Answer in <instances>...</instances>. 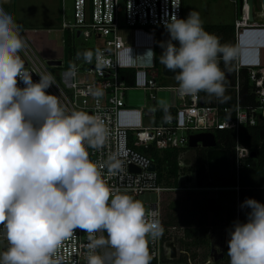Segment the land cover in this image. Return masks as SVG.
I'll return each mask as SVG.
<instances>
[{
    "label": "clouds",
    "instance_id": "9594fccd",
    "mask_svg": "<svg viewBox=\"0 0 264 264\" xmlns=\"http://www.w3.org/2000/svg\"><path fill=\"white\" fill-rule=\"evenodd\" d=\"M166 28L170 39L159 61L176 73L178 92L221 96L220 61L227 67L236 60V48L206 32L196 11L186 19L174 16ZM26 46L20 25L0 8V225L9 243L0 264H61L53 257L76 229L89 233L88 264H150L146 238L162 231L156 213L127 194H113L84 147L105 143L104 121L66 113L47 93L54 85L50 74L33 82L20 55ZM241 208L251 211L248 222H236L230 232L229 264H264V204L246 199ZM101 230L107 239L94 238ZM105 245L114 251L97 254Z\"/></svg>",
    "mask_w": 264,
    "mask_h": 264
},
{
    "label": "built area",
    "instance_id": "2783aa9c",
    "mask_svg": "<svg viewBox=\"0 0 264 264\" xmlns=\"http://www.w3.org/2000/svg\"><path fill=\"white\" fill-rule=\"evenodd\" d=\"M232 2L238 8L233 22V46L238 56L226 71L221 96L203 91L196 95H181L177 90L178 85L164 84L159 73L149 74L145 67L134 63L126 67L121 63V57L129 53V47V54L133 58L137 57L139 48L130 45L123 31H139L145 37H155L159 31L167 29L166 25L174 16L184 19V0H74L73 22H64L61 31L64 34L69 31L76 37L80 32L79 38L99 42L90 54L83 59L71 61L68 66L65 52L56 58L39 57L26 40L27 46L20 52L33 82H38L41 75L50 74L54 78V85L47 93L57 96L66 113L83 111L104 121L108 129L105 143L100 147H91L85 143L84 147L113 194H127L133 199L149 193L157 196V201L148 205L147 209L148 212L156 213L154 218L159 221L162 229L158 237L146 238L150 264H172L175 261L167 258L165 249L166 243L176 238L173 236L165 240L163 222L167 194L228 190L218 186L198 187L195 163L187 158L192 150L189 147L192 136L211 134L217 141L219 132L233 133L236 146L233 157L229 156L230 174L234 173L239 181L241 171L253 167V153L241 145L240 134L244 128L264 123V66L243 64L240 37L244 30L264 28V22H251L247 0H243L241 10L237 0ZM262 15L264 17V12ZM34 32L37 34L39 31ZM50 32L48 30L46 34ZM21 35L25 39L22 32ZM63 42L65 44V40ZM97 53L100 54L99 59ZM52 62H61V65H51ZM223 63L221 60L220 64ZM127 70L135 71V86H130L128 77L122 75ZM18 86L25 87L22 81ZM134 91L143 93L144 102L140 111H151L149 114L154 119L153 125L142 124L134 128L120 125V113L133 109L129 95ZM162 92L173 94L175 104L158 105V94ZM165 152H178L179 173L175 186H167L162 182L159 163L153 157L158 155L160 158ZM114 164L119 167L113 168ZM152 166H155V171H151ZM206 173L208 176L207 167ZM235 190L239 192L240 189L236 187ZM107 235L106 231L101 230L94 234V238L107 239ZM230 239L227 231L226 249ZM89 243V233L76 229L61 243L53 259H60L61 264H88ZM8 247L3 226L0 225V252ZM95 251L108 256L114 250L105 245ZM182 255H186V252L180 250L178 258ZM184 264L195 262L188 258ZM204 264H213L210 257Z\"/></svg>",
    "mask_w": 264,
    "mask_h": 264
},
{
    "label": "trees",
    "instance_id": "16d2710c",
    "mask_svg": "<svg viewBox=\"0 0 264 264\" xmlns=\"http://www.w3.org/2000/svg\"><path fill=\"white\" fill-rule=\"evenodd\" d=\"M203 27L206 32L217 36L221 44L233 46V24L203 25ZM161 31L169 34L167 29ZM76 40L77 37L69 31L65 33L64 56L68 66L71 61L78 58L83 59L88 55L87 50L77 47ZM161 54V41L158 42L157 40L155 68L158 70L159 78L161 81L169 80L172 83H177L175 80L166 79L162 76L161 63L159 61ZM231 66L232 63L227 67L224 63L220 64L221 69L225 72V79L226 71ZM122 75L128 77L130 86L136 85L137 77L135 71H123ZM240 143L256 154V158L252 160V168H244L241 171L239 181H237L234 173H231L227 182L220 184L211 183L206 173L207 150L199 148L196 151L194 164L198 187L210 188L218 186L228 190L217 192L214 198H205L204 194H207L205 191L188 192L184 198L174 199L168 205H165L163 222L165 240L176 236L179 239L180 250L186 252V255L180 256L172 264H184L188 258L196 262L199 256L197 253H193V250L198 251L200 249H205V253L201 256L203 260L201 264L206 263L210 256V232L213 229H226L230 235L236 222H248L247 216L251 209L241 208V205L246 199L257 200L258 190L264 188V123L257 127L242 129ZM235 146V135L233 133L229 131L218 133V149L226 151L230 157H233ZM153 157L159 163L162 182L167 186L177 185L179 173L178 152H165L160 158H158V155H153ZM253 161L256 163L254 164ZM236 187L240 189L239 192L235 190ZM211 209H216V211L223 213L221 219H219L220 222L216 226L211 222ZM228 251L229 247L226 249L225 258L216 264H229Z\"/></svg>",
    "mask_w": 264,
    "mask_h": 264
},
{
    "label": "rangeland",
    "instance_id": "374dc122",
    "mask_svg": "<svg viewBox=\"0 0 264 264\" xmlns=\"http://www.w3.org/2000/svg\"><path fill=\"white\" fill-rule=\"evenodd\" d=\"M237 1L239 2V0ZM73 4L74 0H0V8H3L14 17L15 21L20 25V31L23 33L28 45L39 57H42L44 54L45 44L50 45L56 53H61L64 50L65 44L63 41L65 40V34L61 29L64 22H73ZM184 5L185 19L191 11H196L199 13L203 25L233 24L238 9L232 0H184ZM48 30H51V32L46 34ZM34 31L39 32L36 34ZM161 32L158 36V42L162 39ZM123 34L124 36H132L129 32ZM96 43L99 44V42L94 40L86 41L84 38H78L76 40L77 47L87 50L89 54L95 48ZM132 44L134 42L131 39L130 45ZM162 82L164 84L167 83V85H177V83H172L169 80ZM129 97H131V94ZM170 97L171 95L168 92H162L159 94V102L168 103ZM129 102L134 107L130 98ZM197 149H192L187 156V158H191L192 163H195ZM253 163L255 164L256 162L253 161ZM205 192H207V194H204L205 198L216 197L215 194L217 192ZM258 194L257 201L264 204V188L259 189ZM184 197L185 194L181 193L167 194L165 196V204L168 205L174 199ZM135 200L141 201L147 210L148 205L154 204L157 201V196L149 193L139 196ZM222 215L223 213L216 211V209H211L210 216L212 224L216 226L220 222L219 219H221ZM193 253H197L199 256L195 264H201L203 261L201 256L205 253V249L193 250Z\"/></svg>",
    "mask_w": 264,
    "mask_h": 264
},
{
    "label": "crops",
    "instance_id": "0c3cea01",
    "mask_svg": "<svg viewBox=\"0 0 264 264\" xmlns=\"http://www.w3.org/2000/svg\"><path fill=\"white\" fill-rule=\"evenodd\" d=\"M184 14H185V5H184ZM185 19V15H184ZM261 19V18H260ZM264 19V18H263ZM260 22V21H259ZM131 33L132 36H124L123 33ZM123 36L129 41L133 40L134 44L132 46L139 47L137 57L133 58L129 53H125L121 57L122 65L130 67L132 63L139 67H145L149 74H156L158 70L155 68V52L157 40L160 32L157 33L155 37H145L139 31L133 30H124ZM165 35L164 32H161V37ZM240 46L242 48L241 57L242 62L246 66H264V28H253L244 30L240 37ZM154 53V56H148L149 52ZM43 56L46 57H61L64 50L61 53H56L50 47V45L45 44ZM134 61V62H133ZM160 94V93H159ZM159 94L157 104L160 106H170L175 104L174 95H171L170 101L168 103L159 102ZM130 101L133 103V109H128L122 111L119 116V123L122 127L125 128H134L139 127L142 124L151 126L154 124V119L149 114L151 111L146 110V112H141V106L144 101V95L140 91H134L131 93Z\"/></svg>",
    "mask_w": 264,
    "mask_h": 264
},
{
    "label": "water",
    "instance_id": "95a60500",
    "mask_svg": "<svg viewBox=\"0 0 264 264\" xmlns=\"http://www.w3.org/2000/svg\"><path fill=\"white\" fill-rule=\"evenodd\" d=\"M250 7V20L251 22L263 21L264 17L262 13L264 12V0H247ZM243 5V0H239V9L241 10ZM261 16V17H260ZM261 18V19H260ZM81 33L77 34L79 38ZM170 39L169 34H165L161 39V49L162 52L165 45ZM173 43L179 47V42L174 41ZM51 65H61V62H52ZM179 70H177L178 72ZM161 74L164 78L175 80V72H172L164 65L161 64ZM176 81V80H175ZM189 147L191 149H197L201 147L207 150V172L209 181L213 184L225 183L230 177V160L229 154L226 151L217 148V141L214 135L211 134H200L192 136L190 138ZM252 158H256V154H252ZM151 171H155V166L151 167ZM219 234V235H218ZM226 240H227V230L226 229H213L210 233V260L213 264L219 263L225 258L226 252ZM147 251L149 253V246L146 241ZM167 251V258L170 260H176L179 254V239L175 238L172 242H168L165 245Z\"/></svg>",
    "mask_w": 264,
    "mask_h": 264
}]
</instances>
